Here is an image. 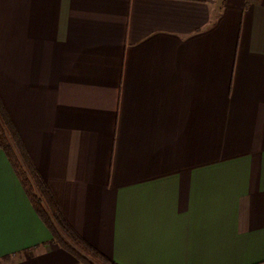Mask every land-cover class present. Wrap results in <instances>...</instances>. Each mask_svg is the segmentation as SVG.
<instances>
[{
  "label": "crops",
  "instance_id": "0c3cea01",
  "mask_svg": "<svg viewBox=\"0 0 264 264\" xmlns=\"http://www.w3.org/2000/svg\"><path fill=\"white\" fill-rule=\"evenodd\" d=\"M0 99L114 263L264 264V0H0ZM0 264H80L2 149Z\"/></svg>",
  "mask_w": 264,
  "mask_h": 264
},
{
  "label": "trees",
  "instance_id": "16d2710c",
  "mask_svg": "<svg viewBox=\"0 0 264 264\" xmlns=\"http://www.w3.org/2000/svg\"><path fill=\"white\" fill-rule=\"evenodd\" d=\"M0 149L4 151L34 211L53 241L80 264H116L88 244L67 222L47 184L27 154L0 99Z\"/></svg>",
  "mask_w": 264,
  "mask_h": 264
}]
</instances>
